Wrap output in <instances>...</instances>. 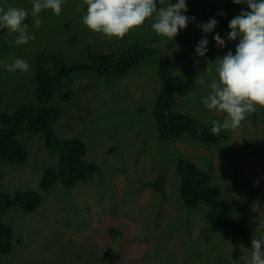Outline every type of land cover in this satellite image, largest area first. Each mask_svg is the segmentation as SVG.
I'll return each instance as SVG.
<instances>
[{
	"label": "rangeland",
	"instance_id": "rangeland-1",
	"mask_svg": "<svg viewBox=\"0 0 264 264\" xmlns=\"http://www.w3.org/2000/svg\"><path fill=\"white\" fill-rule=\"evenodd\" d=\"M224 1L188 0L186 15L196 20L173 41L156 37L150 21L123 38H106L83 25L81 0H66L59 16L43 12L41 27L30 23L35 38L27 44L16 46L17 33L0 32V112H13L25 103L43 105L35 95L34 79L43 55L86 65L94 53L108 52L118 59L135 46L154 50L120 76L74 71L48 100L59 112L52 123L54 134L85 142L84 158L100 168L93 177L73 186L57 182L48 190L40 188L45 171L59 165L60 153L47 147L42 132L33 133L21 123L19 141L28 159L0 162V192L35 190L42 202L32 213L20 207L0 211V222L13 229L12 249L0 254V264H246L251 233L264 223V110L230 130L229 140L215 144L188 133L162 141L153 113L165 59L170 72L187 83L185 94L175 97L174 109L200 121L223 120V113L201 103L212 78L205 69H214L216 56L234 49L235 42L226 41L227 48L218 49L208 34L210 51L203 58L194 55V47L202 35L197 25L210 17L218 20L215 32L223 37L229 31V20L238 13L226 21ZM7 5L30 9L31 0H0V6ZM221 10L225 15H217ZM17 58L29 63L27 72L6 70ZM44 66L50 74L57 71L51 64ZM198 79L205 83H195ZM114 148L116 152L108 151ZM181 157L210 173L211 183L221 188L222 202H236V214L247 227L245 236L216 224L214 202L184 204L177 172ZM161 171L164 192L144 184L130 188L131 183L148 184ZM255 181L259 183L254 186ZM237 247L242 249L239 260L232 253Z\"/></svg>",
	"mask_w": 264,
	"mask_h": 264
},
{
	"label": "trees",
	"instance_id": "trees-1",
	"mask_svg": "<svg viewBox=\"0 0 264 264\" xmlns=\"http://www.w3.org/2000/svg\"><path fill=\"white\" fill-rule=\"evenodd\" d=\"M223 7L228 13L227 21L232 16V12L238 13L244 5H234L231 0H225ZM225 22L224 24H226ZM90 52L92 51L90 50ZM153 53L152 48L138 46L129 48L118 59L108 52L105 54L94 53L91 54L92 61L86 65L66 63L56 56L47 54L41 56L37 61L34 79L37 83L35 95L38 100L43 102V105L25 103L13 112H0V162L21 163L28 159V151L19 141L21 123L25 122L29 131L44 134L48 148L55 149L60 153L59 165L45 171L40 188L48 190L57 182H61L65 186H73L78 181L87 180L99 173V166L84 158L87 150L86 144L81 138H60L54 134L52 123L58 118L59 112L56 107L48 103V100L62 85L64 78L74 71L85 69L105 75L120 76L134 65L146 60ZM46 63L57 67V71L54 74L46 72L44 66ZM169 67V62L162 59L159 73L162 91L155 101L153 110L159 139L166 141L188 133L205 144L229 140L230 130L221 132L219 136H213L209 131L211 122L200 121L174 109V99L177 95L185 94L187 83L179 76L172 74ZM69 97L70 94H67L62 99L67 100ZM108 151L116 152L117 149ZM177 172L181 177L179 192L185 205L199 206L202 201H212L218 209L216 224L241 236L246 235L247 227L244 220L236 214V202L221 201V188L211 183L212 177L209 172L191 160L182 157L178 159ZM142 184L147 186V183H131L130 188H142ZM148 184H152L155 189L164 192L166 180L163 171L158 173L155 180H149ZM41 202V195L35 190L16 191L13 195L0 192V211L2 212L12 207H20L24 212L32 213L40 207ZM12 237L13 229L10 225L0 222V254H6L12 249ZM232 253L233 257L239 260L242 249L237 247Z\"/></svg>",
	"mask_w": 264,
	"mask_h": 264
},
{
	"label": "clouds",
	"instance_id": "clouds-1",
	"mask_svg": "<svg viewBox=\"0 0 264 264\" xmlns=\"http://www.w3.org/2000/svg\"><path fill=\"white\" fill-rule=\"evenodd\" d=\"M65 2L31 0L30 9L0 6V32L6 29L17 33L14 40L16 46L27 44L35 38L34 33L29 31L30 23L38 29L43 24L41 14L50 10L53 15L59 16ZM231 2L244 7L229 20V31L225 36L214 31L218 20L215 16L210 17L197 25L202 35L194 47V55L203 58L210 51L208 34H213L212 40L218 49L227 48L226 41L235 42L234 49L227 48L223 55L216 56L214 69L208 66L205 69L212 78L207 83L208 92L202 96L201 103L209 111L224 114L222 121H211L209 131L213 136L237 129L250 115L264 110V0ZM80 9L83 25L109 39L123 38L131 30L150 21L151 32L156 37L173 41L180 31L196 20L195 16L186 15L188 0H81ZM217 15L225 13L221 10ZM29 67L26 60L19 58L5 65L9 72H27ZM195 83L203 84L205 80L198 79ZM258 183L255 181L254 186ZM147 187L159 191L152 184H147ZM253 211H258V207L254 205ZM250 245L251 254L246 264H264V223L259 222L251 233Z\"/></svg>",
	"mask_w": 264,
	"mask_h": 264
}]
</instances>
